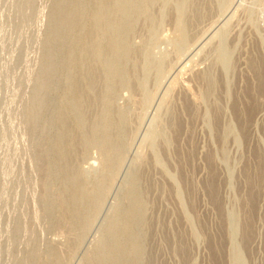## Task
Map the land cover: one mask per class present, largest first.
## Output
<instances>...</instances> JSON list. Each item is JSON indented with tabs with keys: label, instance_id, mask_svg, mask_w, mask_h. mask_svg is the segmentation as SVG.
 Returning <instances> with one entry per match:
<instances>
[{
	"label": "rangeland",
	"instance_id": "1",
	"mask_svg": "<svg viewBox=\"0 0 264 264\" xmlns=\"http://www.w3.org/2000/svg\"><path fill=\"white\" fill-rule=\"evenodd\" d=\"M57 2L0 0V264H97L113 221L124 245L127 210L138 246L120 264H264V0H129L122 15L113 2L106 23L125 41L112 77L83 0L67 66L77 117L49 24ZM89 34L101 61L81 53ZM72 179L96 208L69 205Z\"/></svg>",
	"mask_w": 264,
	"mask_h": 264
},
{
	"label": "bare ground",
	"instance_id": "2",
	"mask_svg": "<svg viewBox=\"0 0 264 264\" xmlns=\"http://www.w3.org/2000/svg\"><path fill=\"white\" fill-rule=\"evenodd\" d=\"M86 1V0H85ZM129 0H93V5L91 8L93 9L92 12V19L94 24V30L97 27H100V33L103 35L102 40V49L106 47V50L108 51V56L104 60L105 68L107 70L108 76L112 77L116 73L115 63L113 60V57L122 54L124 41L120 38V28L119 24L113 25L106 23V17H108V14L111 15L113 9L111 8V4L117 3V10L120 11V15H122L125 11V8L128 6ZM145 1V0H144ZM86 3V2H85ZM87 4V3H86ZM148 4V3H147ZM131 7V6H130ZM143 7V6H142ZM84 9V3L83 0H58L56 3V8L54 13L52 14V17L50 19V29L56 31V38L60 42V57L62 60V63L64 67L66 68L65 71V78H64V88H65V94L66 96L70 97V101L68 106L66 107V110L71 112L72 115L81 116V103L83 102L84 95L82 93V88H78L76 81L79 79H76L72 76L70 70L67 69V66L71 63L73 58V47L80 46L81 42L84 39V25L82 23V14ZM128 9V8H127ZM91 10V9H90ZM147 12V11H146ZM201 12V11H200ZM22 14V13H21ZM24 14V13H23ZM122 17V16H121ZM118 18V16H117ZM197 18V17H196ZM30 19V18H29ZM121 19V18H120ZM23 22V21H22ZM29 22V21H28ZM92 22V21H91ZM127 22V20H126ZM18 24V23H17ZM125 25V23H124ZM19 26V25H18ZM115 26V27H114ZM89 27V26H88ZM92 29V28H91ZM122 29V28H121ZM97 31V30H95ZM88 32V31H87ZM89 33V32H88ZM99 34V33H98ZM93 35V33H92ZM92 35H87L86 40L84 41V45L81 48V53L85 56V58L88 60L89 58H93V61L100 60L98 59L99 54L97 51V47L93 48V38ZM99 37V36H98ZM118 38L121 39V42L118 44ZM120 41V40H119ZM59 44V43H58ZM48 46V45H47ZM100 46V47H101ZM136 51V50H135ZM100 53H104L99 51ZM50 55V54H49ZM107 55V54H106ZM101 56V55H100ZM104 57V56H103ZM122 57V56H120ZM100 58V57H99ZM133 58V57H132ZM102 59V58H101ZM46 60H50V57L46 56ZM83 60V59H82ZM90 60V59H89ZM92 60V59H91ZM101 61V60H100ZM90 61H88L89 63ZM84 63V62H83ZM91 63V62H90ZM84 65V64H82ZM89 65V64H88ZM86 64V66H88ZM118 65V64H117ZM128 65V64H126ZM85 66V68H86ZM93 66V65H92ZM256 66V65H255ZM78 68V67H77ZM84 68V69H85ZM104 68V67H103ZM86 70V69H85ZM48 73V72H47ZM81 75V74H80ZM77 76V77H80ZM89 75V74H88ZM92 75V74H91ZM87 76V75H86ZM85 77V76H84ZM97 77V76H96ZM86 78V77H85ZM88 78V77H87ZM98 78V77H97ZM91 80V79H90ZM89 83V88L87 86L85 87L88 92L90 91V87L94 86L93 82L90 84V81L87 80ZM96 83V81L94 82ZM82 84V83H81ZM209 84V83H208ZM83 86V84L81 85ZM134 86V84H133ZM42 88V82L38 81L35 87V92L33 94V97L30 100L29 106L26 109V115H27V123L31 125L33 122H36L35 120L39 118V113L44 105V100L42 97H40V90ZM99 88V87H98ZM84 90V88H83ZM85 90V91H86ZM99 90V89H98ZM86 93V92H85ZM95 93V92H94ZM96 94V93H95ZM97 95V94H96ZM98 97L100 94L97 95ZM92 100V98H90ZM102 100V98H101ZM86 103V102H85ZM91 106V105H90ZM87 108V107H86ZM245 108V107H244ZM95 110V108H94ZM254 110V108H253ZM242 111V110H241ZM245 111V109H244ZM81 113V114H80ZM245 113V112H244ZM249 113V112H248ZM108 114V113H107ZM240 114V113H239ZM65 115V114H64ZM247 115V114H246ZM130 116V115H129ZM23 117V116H22ZM64 118V117H63ZM243 118V117H242ZM247 118V117H246ZM173 119V118H172ZM79 120V119H78ZM241 121V119H240ZM90 122V120H89ZM247 122V121H246ZM242 123V122H241ZM45 124V123H44ZM36 125V124H35ZM83 125L82 118H80L79 126ZM86 125V124H85ZM30 127V126H29ZM82 128V127H81ZM90 128V127H89ZM172 128V127H171ZM83 129V128H82ZM180 129V128H179ZM87 130V129H86ZM60 131V130H59ZM89 131V130H88ZM88 131L86 134H88ZM106 129L104 130V132ZM61 132V131H60ZM59 132V133H60ZM85 132V131H84ZM109 132V131H108ZM180 132V131H179ZM35 133V132H34ZM62 133V132H61ZM90 133V131H89ZM43 135V134H42ZM127 136V135H126ZM42 138V136H41ZM83 138V137H82ZM89 138V137H88ZM169 138V137H168ZM85 140V139H84ZM98 140V139H97ZM112 140V139H111ZM99 142V141H98ZM75 144V143H74ZM85 144V143H84ZM82 145V144H81ZM91 145V144H90ZM68 146V145H67ZM88 146V145H87ZM75 147V146H74ZM65 143L61 139V134L57 135V141H56V149L58 152L64 153ZM79 148V147H78ZM71 149V148H70ZM69 149V150H70ZM77 149V148H76ZM103 150V149H102ZM112 150V149H111ZM78 151V150H77ZM83 151V149H82ZM70 152V151H69ZM71 153V152H70ZM68 154V153H66ZM179 155V154H178ZM70 156V154H69ZM68 157V156H67ZM44 158V157H43ZM80 158V157H79ZM44 160V159H43ZM73 161V160H72ZM40 162V161H39ZM259 163V162H258ZM58 164V163H57ZM77 164V163H76ZM61 167V166H60ZM64 167V166H63ZM42 168V167H41ZM69 168V167H68ZM64 169V168H63ZM60 171V170H59ZM248 171V170H247ZM18 172V171H17ZM254 173V172H253ZM258 173V172H257ZM57 174V173H56ZM55 176V175H54ZM64 176V175H63ZM246 176V175H245ZM213 180V179H212ZM213 182V181H212ZM136 184V183H135ZM215 185V184H213ZM209 186V185H208ZM211 186V185H210ZM214 187V186H213ZM83 188V187H82ZM143 188V187H142ZM211 189V188H210ZM69 193H70V206L72 208H77L79 206H82L83 201L91 202V205L93 208H96V201H97V193L93 194H83L81 197H78L76 195L78 189H77V181L75 179L70 180L69 187H68ZM215 190V188H214ZM67 191V190H66ZM82 191V190H80ZM138 191V190H137ZM141 191V190H139ZM132 192H135V188H131L129 191V200L132 206H135L134 196ZM144 192V191H143ZM251 192V191H249ZM254 193V192H253ZM250 194V193H249ZM138 198V197H137ZM145 199V198H144ZM250 199V198H249ZM83 200V201H82ZM142 200V199H141ZM139 201V200H138ZM252 202V201H251ZM66 203V202H65ZM139 203V202H138ZM64 204V202H63ZM66 205V204H65ZM143 205V203H142ZM145 205V204H144ZM68 206V205H67ZM69 206V207H70ZM252 206V205H251ZM130 207V206H129ZM68 208V207H67ZM89 208V207H88ZM142 208V207H141ZM47 210V209H46ZM137 211V210H136ZM48 212V211H47ZM132 212L131 210H127L124 212L122 216V220L120 222L122 231L126 234V241L123 243L124 245L119 244L117 240V222L113 221L108 229L107 232L109 235V247L106 248L105 251H102L99 253V255L96 257L97 264H120V257H122L123 254L129 253L134 254L135 251H137L136 245V239L134 240V236L132 234V225H133V218H132ZM139 212V211H138ZM51 214V213H50ZM66 214V213H65ZM81 214V213H80ZM138 215V214H137ZM250 215V214H249ZM73 216V215H72ZM89 216V215H87ZM134 216V215H133ZM78 217V216H77ZM121 218V217H120ZM87 219V218H86ZM119 219V218H118ZM142 220V219H141ZM249 220V219H248ZM58 221V220H57ZM250 221V220H249ZM248 221V222H249ZM65 222V221H64ZM74 222V221H73ZM116 223V224H115ZM119 224V226H120ZM248 225V224H247ZM30 228V227H29ZM80 229V228H79ZM15 231V230H14ZM9 232V231H8ZM57 233V232H56ZM244 238V237H243ZM38 239V238H37ZM34 241V240H33ZM101 242V241H100ZM36 243V242H35ZM106 243V242H105ZM34 244V243H33ZM179 246V245H178ZM72 248V247H71ZM102 248V247H101ZM32 249V248H31ZM37 249V248H36ZM105 249V248H103ZM32 251V250H31ZM36 254V253H35ZM62 254V253H61ZM137 253H135L136 255ZM130 255V256H131ZM25 256V255H24ZM27 256V255H26ZM96 256V255H95ZM129 256V257H130ZM132 258V257H131ZM93 260V259H92ZM153 264V263H152Z\"/></svg>",
	"mask_w": 264,
	"mask_h": 264
}]
</instances>
